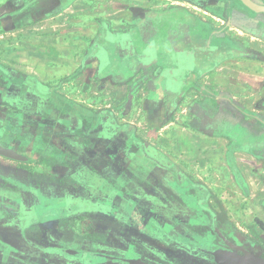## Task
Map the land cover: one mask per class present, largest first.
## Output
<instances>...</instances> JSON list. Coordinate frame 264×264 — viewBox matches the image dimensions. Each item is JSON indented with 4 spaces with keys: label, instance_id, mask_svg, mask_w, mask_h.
Instances as JSON below:
<instances>
[{
    "label": "crops",
    "instance_id": "0c3cea01",
    "mask_svg": "<svg viewBox=\"0 0 264 264\" xmlns=\"http://www.w3.org/2000/svg\"><path fill=\"white\" fill-rule=\"evenodd\" d=\"M0 139V264L154 260L144 206L187 179L264 248V12L0 0Z\"/></svg>",
    "mask_w": 264,
    "mask_h": 264
},
{
    "label": "flooded vegetation",
    "instance_id": "af4514ba",
    "mask_svg": "<svg viewBox=\"0 0 264 264\" xmlns=\"http://www.w3.org/2000/svg\"><path fill=\"white\" fill-rule=\"evenodd\" d=\"M161 184L162 182L159 187ZM157 193L160 202L154 206L146 204L147 206H144L145 212L155 225L153 227L158 231L159 242L170 251L158 253L152 261L158 264H166L167 262V264H171V261L174 260L175 264L177 261L180 262L182 259H186L193 264H218L210 254L181 248V242H183L206 249L235 251L236 249L229 246L224 238L218 234L215 226L219 228L225 238L232 244L244 247L253 254L264 257V248L260 243L247 238L235 227L228 224L208 202L206 203V200L202 201L206 199L207 193L189 188V186H180L177 182H174L173 187H166L165 183H163L160 191ZM132 251V255L128 258L151 260L147 257V252L136 249L135 246ZM236 251L239 254H243L241 249ZM115 262L116 264H128L127 262H122V256H118Z\"/></svg>",
    "mask_w": 264,
    "mask_h": 264
},
{
    "label": "water",
    "instance_id": "95a60500",
    "mask_svg": "<svg viewBox=\"0 0 264 264\" xmlns=\"http://www.w3.org/2000/svg\"><path fill=\"white\" fill-rule=\"evenodd\" d=\"M239 1L242 2V4H244L247 8H249L250 10L256 13L264 12V4H261L257 2L256 0H239ZM0 156H3L8 159L17 160V161L27 160L26 156L19 153L15 148L7 144H4L1 140H0ZM187 180H188L187 182L190 183V185L193 184L197 189H201V188L205 189V187H202L201 184L193 183V181L189 179ZM206 195H207L206 199H203V200L201 199V200L202 201L206 200V203H207L209 195L208 193ZM215 228L218 234L222 238H224V240L229 246L234 247L236 250L241 249L243 251V254H239L238 251L236 250L232 251V250H227V249H206V248H202L199 246L196 247L191 244H185L183 242H181V248L182 249L186 248V249L193 250V251L197 250V251H201L206 254H210L215 258V261L218 264H264L263 256L255 255L244 247L232 244L225 238L224 234L219 230L217 226H215ZM123 260L127 262L128 264H158L157 262H154L152 260H143L141 258H125Z\"/></svg>",
    "mask_w": 264,
    "mask_h": 264
},
{
    "label": "rangeland",
    "instance_id": "374dc122",
    "mask_svg": "<svg viewBox=\"0 0 264 264\" xmlns=\"http://www.w3.org/2000/svg\"><path fill=\"white\" fill-rule=\"evenodd\" d=\"M170 250H168V252H169ZM168 263V262H167ZM166 263V264H167ZM171 264H174V260H172L171 261ZM175 264H193L191 261L189 262V260H186V259H182V261H180V262H176Z\"/></svg>",
    "mask_w": 264,
    "mask_h": 264
},
{
    "label": "trees",
    "instance_id": "16d2710c",
    "mask_svg": "<svg viewBox=\"0 0 264 264\" xmlns=\"http://www.w3.org/2000/svg\"><path fill=\"white\" fill-rule=\"evenodd\" d=\"M188 180H185V181H183V182H181V181H176L177 183H179L180 184V186H183V185H185V186H189L190 187V183H188L187 182Z\"/></svg>",
    "mask_w": 264,
    "mask_h": 264
}]
</instances>
